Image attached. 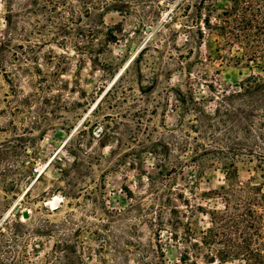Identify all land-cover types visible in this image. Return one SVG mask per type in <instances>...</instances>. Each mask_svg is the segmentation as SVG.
<instances>
[{
    "label": "rangeland",
    "instance_id": "374dc122",
    "mask_svg": "<svg viewBox=\"0 0 264 264\" xmlns=\"http://www.w3.org/2000/svg\"><path fill=\"white\" fill-rule=\"evenodd\" d=\"M99 1L0 0V264H139L127 241L147 242L153 231L126 214L133 199L125 187L143 193L139 185L155 160L136 151L128 166L132 157L122 161V154L157 140L175 120L172 88L205 99L209 110L222 90L258 71L217 31L206 28L199 39L197 26L207 16L219 22L230 0H107L103 13ZM9 8L14 29L7 41ZM141 49V76L136 66L124 72L126 93L92 112ZM121 116L132 120L119 124ZM87 120L73 165L75 147L67 141ZM224 172L204 159L184 167L174 183L195 182L196 193L185 192L192 203L222 207L220 198L201 193L224 184ZM237 180L264 192V178L249 164L237 165ZM55 198L56 208L49 203ZM16 207L28 208L29 217L13 213ZM193 219L209 224L200 212ZM168 234L161 239L165 259L180 264L185 244Z\"/></svg>",
    "mask_w": 264,
    "mask_h": 264
},
{
    "label": "trees",
    "instance_id": "16d2710c",
    "mask_svg": "<svg viewBox=\"0 0 264 264\" xmlns=\"http://www.w3.org/2000/svg\"><path fill=\"white\" fill-rule=\"evenodd\" d=\"M230 1L231 6L220 14L219 22L213 23L207 16L203 20L205 28L197 26L199 39L206 28L217 31L228 46L239 44L242 57L255 62L258 71L245 78L237 89L222 90L212 100L214 106L209 110L203 107L205 99L194 97L189 90L172 88L178 103L175 120L168 126L163 125L164 130L157 140L140 149L130 146L120 158L125 161V157L131 155L127 163L132 166L136 151H145L155 160L153 171L145 172V182L139 185L145 188L143 193L125 187L127 196L133 199L126 214L131 219H142L153 231L147 242L127 241L138 254L139 264H170L161 244L163 231L169 233L171 240L185 244L180 264H198V258H202L204 264L234 259L242 260L244 264H264V192L259 185L237 180L239 163L249 164L264 178V0ZM98 5L101 13L110 6L107 0H100ZM7 10L5 20L9 27L6 39L9 41L14 26L10 19L12 9ZM100 23H103V15ZM142 52L143 49L115 78L92 112L103 102L126 93L120 87L124 74L133 66L141 76L139 62ZM124 117H120L119 124L125 125L126 120H132ZM87 127L77 128V135L67 141L69 146L75 147L70 150L73 165L78 160V151L85 146L79 136L86 133ZM204 159L221 165L225 171V183L217 190L202 192L201 196L220 198L222 207L206 208L192 203L185 192L194 195L195 182H183L182 186L174 183L184 167L190 164L200 166ZM103 212L106 214V210ZM195 212L208 217L207 227L195 223Z\"/></svg>",
    "mask_w": 264,
    "mask_h": 264
},
{
    "label": "water",
    "instance_id": "95a60500",
    "mask_svg": "<svg viewBox=\"0 0 264 264\" xmlns=\"http://www.w3.org/2000/svg\"><path fill=\"white\" fill-rule=\"evenodd\" d=\"M131 52H133L134 50H135V44H133L132 46H131ZM89 122H90V120H87L85 123H84V127H87L88 126V124H89ZM53 203H54V206H57V202H56V200H53ZM19 211H21V216H22V218H24V219H27L28 217H29V214H30V210L28 209V208H23V209H21L20 207H16L14 210H13V213H17V212H19Z\"/></svg>",
    "mask_w": 264,
    "mask_h": 264
},
{
    "label": "bare ground",
    "instance_id": "6f19581e",
    "mask_svg": "<svg viewBox=\"0 0 264 264\" xmlns=\"http://www.w3.org/2000/svg\"><path fill=\"white\" fill-rule=\"evenodd\" d=\"M54 200H56V202H57L58 198H55ZM58 202H59V201H58ZM58 202H57V203H58ZM49 203L52 204V205L54 206L53 200H50ZM54 207L56 208V206H54ZM54 207H53V208H54Z\"/></svg>",
    "mask_w": 264,
    "mask_h": 264
}]
</instances>
